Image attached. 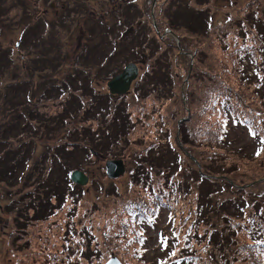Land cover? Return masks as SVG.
<instances>
[{
	"label": "rangeland",
	"instance_id": "374dc122",
	"mask_svg": "<svg viewBox=\"0 0 264 264\" xmlns=\"http://www.w3.org/2000/svg\"><path fill=\"white\" fill-rule=\"evenodd\" d=\"M82 1L77 8L75 0H0V137L19 131L17 122L11 127L12 81L24 74L28 56L45 54L43 44L30 47V31L41 16L54 21L49 30L68 12L76 14L73 22L51 30L62 34L60 48L45 55L68 56L71 64L99 43L111 45L110 55L120 44L115 67L121 71L130 60L140 72L112 104L118 111L127 107L122 110L132 126L104 155H83L85 161L70 156L64 185L57 181L65 192L44 220L25 218L26 192L34 189L38 171L29 175L25 166L14 180L1 172L0 264H107L114 258L123 264H264V0ZM129 38L139 40L132 45L137 53L125 50ZM76 61L81 65L82 58ZM155 65L170 74L169 90L148 82ZM31 67V99L42 94L35 88L44 80L65 77ZM90 71L95 76L98 67ZM112 74L96 75L94 87L102 91L96 94L109 93ZM56 87L63 95L43 101L47 114L61 111L69 97V85ZM72 93L84 108L93 103L90 92ZM85 114L87 121L78 111L69 132L82 125L110 127L114 118L108 113L102 122L99 111ZM119 119L124 124L125 116L115 123ZM48 137L51 144L59 141ZM165 146L176 157L174 166ZM112 159L124 165L117 177L107 174L119 170L121 163L109 167ZM75 170L86 172L85 184L71 180Z\"/></svg>",
	"mask_w": 264,
	"mask_h": 264
},
{
	"label": "trees",
	"instance_id": "16d2710c",
	"mask_svg": "<svg viewBox=\"0 0 264 264\" xmlns=\"http://www.w3.org/2000/svg\"><path fill=\"white\" fill-rule=\"evenodd\" d=\"M82 2V0H75L74 3L78 8L82 6ZM64 5L66 9V4L64 3ZM132 6L133 5L128 4V6L126 5L125 7L124 5L123 9L125 8L124 10L128 12V8L130 9V7ZM250 10H252V7L249 8V11ZM140 12L141 11L139 9V11L136 13L140 14ZM75 15L76 14H72V12H68L67 16H62L57 24H51V28L49 30H45L46 25L50 27V23L54 21H48L43 16L38 18V21L35 23L36 27H34V25V28L32 27L33 30L30 31V47L36 46L38 44H43L46 47V50L43 51V53L45 54H47V51L53 46L57 47L58 45V47L60 48L61 45L58 42L62 39V34L60 32H58L57 34H53L51 30L54 28V25L56 27H65V25L69 22L72 23L73 21L71 20V18L74 17L75 19ZM248 17L254 20L251 14ZM92 25H94L97 29L100 24L97 23L96 25L92 23ZM260 26L264 29V23L262 19H260ZM102 33L106 34V32L104 31ZM73 34L74 29L68 36L70 37ZM130 38L129 40H127L124 48L128 53H137L136 49H134L135 46L132 47V45L136 42H139V40L134 41L133 38L130 41ZM110 46L111 45L107 47L99 43L96 48L90 47L86 49V51L89 52H87L85 56L79 53L77 57H73L75 60L71 64H69V61L68 63L66 62V58L67 60H69L68 56L65 57L61 54L55 55L54 58H51V56H47L45 54H34L33 56H28L30 63H24V74L21 76L18 75L10 85L12 86V92L10 93L11 100L9 107L12 108L13 114H15V118L17 116L16 121L14 122V118V120L11 122V127H13L17 122L15 124V127L19 131H13V133L12 131H7L5 134H3L2 137H0V176L1 172H4L7 176L13 175L11 179L14 180L17 178V176L19 178L21 174L26 170L25 166H30L31 168L29 169L27 167V173L29 175L33 176L34 172L36 170L38 171V174L36 176V179L39 178L38 180H34L33 178L31 179L32 176L26 177L31 179L32 184L34 181L36 183L34 189L26 192L30 199L25 203L26 205H24L26 206L25 218L30 222L33 219L44 220L43 218L48 217L50 213L55 210L57 203L61 200V195L65 192V189L63 191H60L57 181L59 183L60 181L62 182V179H65L64 173L71 165L70 160L74 155L78 154L79 158L82 161H85L83 155H85V158L88 157V154L104 155L107 147L111 143H114L117 138L126 135L130 127L132 126V123H130V117L124 114L122 110V108L126 109L127 107H125V105H122L120 106V109L118 111V104H112V100L116 99L115 97L123 96L116 93L111 94L110 88L109 93L105 92L99 94L102 91L98 89L100 92L96 94V91L98 92V90L96 87H94L96 75L105 72V75L113 73L112 76L114 77L124 70L122 69L120 71L118 68H121V66H116V68L113 63L114 61L116 62L117 55L123 52V47L120 44L118 46H115L114 49L119 47V51H117L114 55H110L112 49L110 48ZM2 57L3 54L0 52V67L2 64ZM78 57L79 59L82 58V63H80L81 65H78V62L76 61V58ZM50 62L52 63L49 65ZM32 63L36 66L37 70L41 68V72L49 68L48 70H51L50 77L52 78L57 77L59 74L65 73V77L62 82L57 83V77L49 82H45L44 80L41 84L36 86V93H42L37 98V100L31 99V97H29V93L33 91V87L31 86V83L33 84L32 80L34 78V68L31 67ZM124 63L125 67L128 63L132 62L129 60ZM94 65L98 67V72L95 76H93L92 72L90 71V69L92 70ZM155 68H157L156 71H153ZM152 71L153 73L148 76V82L150 81V84H152L153 87L160 86L157 87V89L159 88L160 90L164 91L169 90L168 88L170 87L168 86L171 83V77L170 74L166 71V68L155 65L153 66ZM41 76L43 77V73ZM58 84H60L61 86H70L66 90L69 93V97L68 99L64 100L61 111L56 112L54 115L47 114L45 113V111L43 112L40 109L41 104H43V101H45L49 96V98H51L63 95V91L60 89V87H56V85L58 86ZM144 84L145 82L144 80H142V82L140 83V89L144 88ZM80 90L82 92L80 93L81 96L84 93L88 94L90 92L94 104H88V106L84 108L82 100L79 99L77 95H74L72 93H79ZM68 101L70 102L67 104ZM96 103H99L100 107H97ZM83 108L84 113H82ZM78 111H80V113L82 114L81 117H83V121H87L88 116H86L87 114L85 113H90V111L92 112V114L96 111H99L100 114H102V122L103 117H107L108 113H111L114 118L112 117L110 119V127L109 125L105 127L104 123H100L101 126H98L97 129L93 130L91 125H82L78 126L80 128H78L77 132L71 133V131H68V125L72 123L73 117L77 116ZM120 114L125 116V121L123 122L124 124H122V122L120 121L121 118L119 119V121H116V123L114 121ZM73 130L75 129L73 128ZM181 131L186 136V128H182ZM3 132L4 131H2L0 134H2ZM67 134L70 135L67 136ZM13 135L16 136L17 140L12 139ZM48 136H58L57 138H59V141L51 144L52 142H50V137ZM6 147L12 149L5 151ZM165 147L167 153L171 155V157L166 161L174 166L176 157L172 155V149H170L168 146ZM39 148H41V150ZM20 154H25V156L22 160L17 162L14 158ZM70 156L72 157L70 158ZM150 158L153 157L151 156ZM32 161L33 164L31 166ZM50 163L51 168H49ZM47 169L48 171L46 172ZM51 199L55 200L51 202ZM17 216H20L19 211L17 212Z\"/></svg>",
	"mask_w": 264,
	"mask_h": 264
},
{
	"label": "water",
	"instance_id": "95a60500",
	"mask_svg": "<svg viewBox=\"0 0 264 264\" xmlns=\"http://www.w3.org/2000/svg\"><path fill=\"white\" fill-rule=\"evenodd\" d=\"M136 63H129L125 66L124 70L117 75H115L109 82V88L112 93H126L127 90L130 88L131 83L133 82L134 78L137 76L139 72V68H137ZM121 163V164H120ZM109 167L111 164L114 166L116 164L119 165V170L117 173H107L110 177L111 176H118L120 174L124 173V165L121 160H111V162L108 163ZM72 181H78L81 184H85L88 181V176L85 175V172L80 171V170H75L73 173L70 175ZM107 264H122L119 260L117 259H112L109 263Z\"/></svg>",
	"mask_w": 264,
	"mask_h": 264
},
{
	"label": "flooded vegetation",
	"instance_id": "af4514ba",
	"mask_svg": "<svg viewBox=\"0 0 264 264\" xmlns=\"http://www.w3.org/2000/svg\"><path fill=\"white\" fill-rule=\"evenodd\" d=\"M54 5H55V2H54V1L51 2V8H52ZM64 6H65V5L63 4V7H62V8H64ZM49 10H50V9H49ZM47 11H48V9L45 10V12H47ZM50 11L52 12V10H50ZM54 11H55L56 13H59L60 9L57 8V9H55ZM56 17H58V16L56 15ZM139 72H140V71H139ZM131 87H132V85H131ZM33 122H34V121H33ZM43 137H44V136H43ZM44 142H45V141H44ZM44 142H43V144H44Z\"/></svg>",
	"mask_w": 264,
	"mask_h": 264
},
{
	"label": "snow or ice",
	"instance_id": "6c2138e0",
	"mask_svg": "<svg viewBox=\"0 0 264 264\" xmlns=\"http://www.w3.org/2000/svg\"><path fill=\"white\" fill-rule=\"evenodd\" d=\"M257 155H259V152H257ZM171 255H175V253H171ZM177 264H179V261H177Z\"/></svg>",
	"mask_w": 264,
	"mask_h": 264
}]
</instances>
